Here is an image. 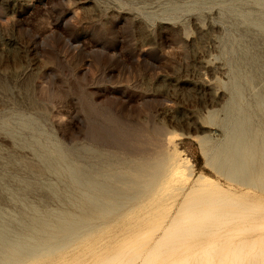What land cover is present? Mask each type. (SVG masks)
<instances>
[{
    "label": "rangeland",
    "instance_id": "1",
    "mask_svg": "<svg viewBox=\"0 0 264 264\" xmlns=\"http://www.w3.org/2000/svg\"><path fill=\"white\" fill-rule=\"evenodd\" d=\"M246 116L264 149V0H0V264H97L149 246L200 194L238 202L229 213L249 203L251 215L221 218L213 233L201 231L217 220L200 222L160 264H218L201 248L264 234L249 150L255 184L212 161L231 119ZM142 157L157 173L110 212L70 178L71 167L124 173ZM60 211L89 223L53 248L32 221Z\"/></svg>",
    "mask_w": 264,
    "mask_h": 264
},
{
    "label": "bare ground",
    "instance_id": "2",
    "mask_svg": "<svg viewBox=\"0 0 264 264\" xmlns=\"http://www.w3.org/2000/svg\"><path fill=\"white\" fill-rule=\"evenodd\" d=\"M234 86H236L234 84ZM234 92L239 93L238 87H234ZM249 118H233L226 132V139L213 152V163L220 169L227 171V174L233 177H238L244 183L255 184L250 176L251 164L247 161L246 156L242 155V150H249V155L256 160L257 171L261 176L259 185L264 189V149L255 146L252 142L249 132ZM135 136H138L136 133ZM139 153V152H137ZM225 160V161H224ZM222 162V163H221ZM227 164L226 166L223 165ZM156 162L150 161L147 157H142L139 160H133L127 172L124 173H102L101 179L94 175L92 171L84 167H71L70 178L75 184H81L86 189V195L90 206L97 208L100 212H110L111 208H118L121 204L120 197H127L129 200L135 197L139 186H147L151 179L145 180L141 177H150L157 173L155 170ZM145 180V181H144ZM109 181V182H108ZM144 181V183H142ZM238 202H232L229 198H221L200 194L189 200L183 209L175 213L171 218V223L162 231V234L157 237L149 246H144L140 243L133 245L131 249H125L115 252L111 255H106L97 264H160L163 260L171 258L184 244L179 240L185 239L189 234L193 235L198 232L199 223L207 221L213 223L205 228L201 233H213L218 227L220 219L222 221L229 220L233 214L243 213L244 217H249L250 204L243 203L235 212L228 211V207ZM50 218V219H49ZM33 225H41L48 232L46 237H43V242L53 248L58 242L65 238H72L78 232H81L88 225V220L82 215L75 216L73 213L60 211L57 215L51 217L43 216L33 219ZM200 233V232H199ZM8 237L5 231H0V245L7 243ZM32 242L33 238L30 239ZM42 241L37 240L34 248L30 251H35L41 247ZM262 243L258 252L253 251L256 244ZM215 242V241H214ZM174 243H178L174 245ZM211 242L201 248V252L209 255L207 261L210 262L215 256H219L218 264H241L246 256H252L253 261L247 264H264V234H259L255 239H245L242 243L234 246H227L209 250ZM213 252V253H211ZM229 256V258H227ZM168 264H186V258H177ZM197 264H203L198 260Z\"/></svg>",
    "mask_w": 264,
    "mask_h": 264
}]
</instances>
